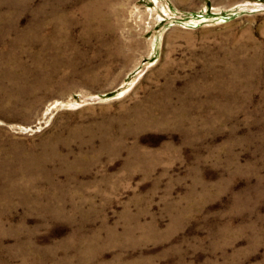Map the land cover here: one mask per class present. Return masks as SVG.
<instances>
[{
  "label": "rangeland",
  "instance_id": "1",
  "mask_svg": "<svg viewBox=\"0 0 264 264\" xmlns=\"http://www.w3.org/2000/svg\"><path fill=\"white\" fill-rule=\"evenodd\" d=\"M0 264H264V0H0Z\"/></svg>",
  "mask_w": 264,
  "mask_h": 264
}]
</instances>
